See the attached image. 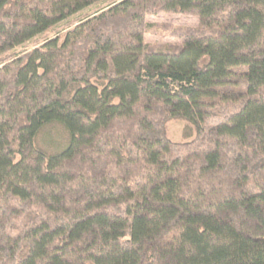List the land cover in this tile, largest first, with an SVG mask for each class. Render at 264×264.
<instances>
[{"label":"trees","instance_id":"obj_1","mask_svg":"<svg viewBox=\"0 0 264 264\" xmlns=\"http://www.w3.org/2000/svg\"><path fill=\"white\" fill-rule=\"evenodd\" d=\"M0 264H264V0H0Z\"/></svg>","mask_w":264,"mask_h":264},{"label":"rangeland","instance_id":"obj_2","mask_svg":"<svg viewBox=\"0 0 264 264\" xmlns=\"http://www.w3.org/2000/svg\"><path fill=\"white\" fill-rule=\"evenodd\" d=\"M147 22L155 24L157 27L145 35V41L151 45H169L177 42V37L175 36L173 30L175 28L180 29H196L199 25V19L193 15H183L174 13H160L157 15H152L147 17ZM54 32H50L47 37H53ZM34 42L25 44L24 46L18 48L15 52H22L26 49H31ZM185 123L182 121H171L168 123L169 136L174 141H181L183 137V130ZM51 137L46 138L47 141L56 140L62 138L61 129L54 127L52 128ZM60 140V139H59ZM64 137V141H65ZM62 141V142H64ZM60 143V142H59Z\"/></svg>","mask_w":264,"mask_h":264}]
</instances>
